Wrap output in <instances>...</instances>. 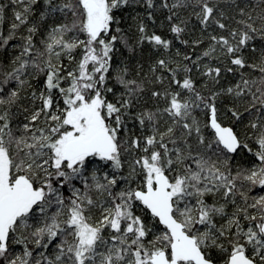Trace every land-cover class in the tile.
<instances>
[{"label": "snow or ice", "instance_id": "snow-or-ice-1", "mask_svg": "<svg viewBox=\"0 0 264 264\" xmlns=\"http://www.w3.org/2000/svg\"><path fill=\"white\" fill-rule=\"evenodd\" d=\"M0 264H264V0H0Z\"/></svg>", "mask_w": 264, "mask_h": 264}]
</instances>
